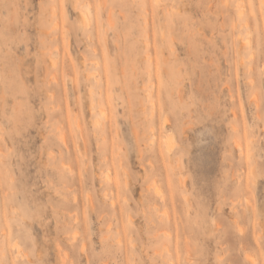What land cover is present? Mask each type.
<instances>
[{
	"label": "rangeland",
	"instance_id": "obj_1",
	"mask_svg": "<svg viewBox=\"0 0 264 264\" xmlns=\"http://www.w3.org/2000/svg\"><path fill=\"white\" fill-rule=\"evenodd\" d=\"M263 65L264 0H0V264H264Z\"/></svg>",
	"mask_w": 264,
	"mask_h": 264
},
{
	"label": "bare ground",
	"instance_id": "obj_2",
	"mask_svg": "<svg viewBox=\"0 0 264 264\" xmlns=\"http://www.w3.org/2000/svg\"><path fill=\"white\" fill-rule=\"evenodd\" d=\"M243 11V10H242ZM242 11H240V12H242ZM239 12V13H240ZM110 21V20H109ZM111 22V21H110ZM264 66V65H263ZM90 89V88H89ZM90 93V92H89ZM91 97V96H90ZM91 101V100H90ZM100 110V109H99ZM100 111H102V110H100ZM102 113V112H101ZM165 122H167V120H165ZM78 123V122H77ZM96 123V122H95ZM78 125V124H77ZM81 133V132H80ZM64 140V139H63ZM168 141V140H167ZM167 141H165V142H167ZM64 142V141H63ZM169 145H170V143H169ZM167 147V146H166ZM169 148V147H168ZM170 150V149H169ZM156 192H157V190H156ZM158 193V192H157ZM248 256H250V255H248Z\"/></svg>",
	"mask_w": 264,
	"mask_h": 264
}]
</instances>
